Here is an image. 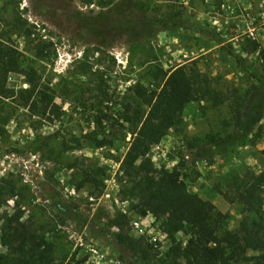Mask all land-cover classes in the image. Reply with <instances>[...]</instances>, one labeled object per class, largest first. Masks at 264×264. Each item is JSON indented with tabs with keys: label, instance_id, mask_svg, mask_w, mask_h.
<instances>
[{
	"label": "rangeland",
	"instance_id": "rangeland-1",
	"mask_svg": "<svg viewBox=\"0 0 264 264\" xmlns=\"http://www.w3.org/2000/svg\"><path fill=\"white\" fill-rule=\"evenodd\" d=\"M86 18L102 19L100 33L84 26ZM168 19L181 25H164ZM129 20L143 35H128ZM0 40L22 53L7 86L29 87L24 70L32 66L63 110L50 121L0 99V253L3 228L20 215L41 226L66 261L114 264L110 254L89 256L76 244L81 235L107 242L120 264H171V239L149 241L160 220L148 215L142 232L132 228L136 198L119 169L130 137L113 140L107 124L127 88L141 84L150 93L160 70L192 60L218 95L188 103L160 145L164 155L152 146L148 156L155 168L179 170L188 189L222 214V227L241 230L237 190L264 170V0H0ZM94 129L99 142L85 137ZM230 134L231 148L230 140L216 150L206 143ZM179 138L190 152L183 164ZM86 172H97L102 185L85 180ZM261 194L264 208V187Z\"/></svg>",
	"mask_w": 264,
	"mask_h": 264
},
{
	"label": "trees",
	"instance_id": "trees-1",
	"mask_svg": "<svg viewBox=\"0 0 264 264\" xmlns=\"http://www.w3.org/2000/svg\"><path fill=\"white\" fill-rule=\"evenodd\" d=\"M101 18H86L83 24L89 31L100 33L99 28L104 25ZM167 24L181 25L171 19L164 22V25ZM138 26L135 20L126 21L128 35L133 38L143 35V27ZM21 56L22 53L16 48L0 40V99L11 98L26 107L29 114L50 121L53 117L59 118L63 110L54 102L50 88L40 83V77L32 66L24 70L29 87L13 90L7 86L11 65ZM159 72L162 79L160 83L152 84L155 90L150 93L141 84L127 88L120 102V110L116 111L115 118L109 116L107 124L113 140H124L127 134L130 137L119 169L128 195L136 198L130 204L132 212L137 216L151 215L160 220L161 231L172 242L166 252L171 264L183 259L186 264H264V208L261 194L264 170L253 174L237 190V200L242 205L244 218L240 231H230L222 227V214L215 205L188 189L179 170H170L164 165L155 168L149 158L151 147L158 145L178 123L188 103L204 97L215 99L218 95L193 60ZM108 100L111 101V97L108 96ZM94 118L96 127H107L98 117ZM95 129L85 137L99 142ZM233 136H209L206 143L216 150L219 145L222 147L219 142L230 140L228 147L231 148L237 143ZM77 145L80 146L78 140ZM181 158L182 164L187 161L182 153ZM97 175V172H86L85 180L102 185ZM20 217L14 216V220L3 228L1 241L5 251L0 253V264H80L74 262V258L66 261V257H58L54 240L41 230V226L30 219L20 220ZM122 217L125 220V215ZM178 232L186 236L183 242L176 241ZM248 251L254 254L249 255Z\"/></svg>",
	"mask_w": 264,
	"mask_h": 264
},
{
	"label": "built area",
	"instance_id": "built-area-1",
	"mask_svg": "<svg viewBox=\"0 0 264 264\" xmlns=\"http://www.w3.org/2000/svg\"><path fill=\"white\" fill-rule=\"evenodd\" d=\"M177 147L179 148V151H181L184 159H189L190 157V152L189 149L186 146V142L183 138H180L177 141ZM155 148L157 150H160V152L164 155L163 150L160 148V143L158 145H155ZM148 217V215H147ZM146 216L141 217L137 216L135 220L132 222V228L134 230L142 232L143 230V224H144V219ZM75 238V236H73ZM149 241L154 245L157 246L159 242L165 237V233L162 232L161 230L158 231H150L148 234ZM76 244L84 246L86 248L87 253L89 256L97 259V261H102L107 258V256L110 254L111 255V260L114 264H120L121 259L119 258V254L117 252H109L108 245L105 243L98 242L97 240L90 239L88 242H84L82 239V236L79 235L77 238H75Z\"/></svg>",
	"mask_w": 264,
	"mask_h": 264
},
{
	"label": "crops",
	"instance_id": "crops-1",
	"mask_svg": "<svg viewBox=\"0 0 264 264\" xmlns=\"http://www.w3.org/2000/svg\"><path fill=\"white\" fill-rule=\"evenodd\" d=\"M184 63H186V62H182V64H184ZM178 65H180V64H178ZM166 136H167V135H166ZM164 138H165V137H164ZM164 138H163V139H164ZM163 139H162V141H163ZM162 141L160 142V145L162 144Z\"/></svg>",
	"mask_w": 264,
	"mask_h": 264
}]
</instances>
